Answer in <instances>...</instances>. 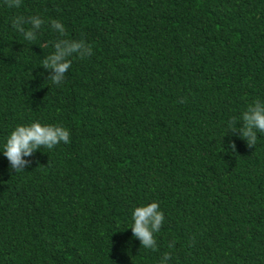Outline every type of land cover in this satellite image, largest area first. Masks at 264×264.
I'll return each instance as SVG.
<instances>
[{"label": "trees", "instance_id": "1", "mask_svg": "<svg viewBox=\"0 0 264 264\" xmlns=\"http://www.w3.org/2000/svg\"><path fill=\"white\" fill-rule=\"evenodd\" d=\"M21 15L45 20L32 42ZM51 20L93 50L60 85ZM256 99L264 0H0V264H264V133L249 148L229 131ZM35 121L70 143L16 172L3 145ZM151 202L156 250L130 228Z\"/></svg>", "mask_w": 264, "mask_h": 264}, {"label": "clouds", "instance_id": "2", "mask_svg": "<svg viewBox=\"0 0 264 264\" xmlns=\"http://www.w3.org/2000/svg\"><path fill=\"white\" fill-rule=\"evenodd\" d=\"M8 8H18L21 0H4ZM51 29L59 34L58 39L53 42L54 51L42 60V67L51 71L50 80L55 85H60L65 81L69 71L72 58L85 59L93 54L90 44L84 39H67L65 36V26L59 20H51ZM45 20L39 15L16 16L12 20V26L20 32L24 39L32 42ZM241 125L237 127V125ZM229 131L239 133L240 138L246 141L249 148H254L258 139V133H264V101L256 99L252 101L240 116L239 123L234 117L230 121ZM70 131L63 125L42 124L39 121L30 124L17 125L7 137L3 145V155L9 161L10 167L16 172L24 171L30 165V161L24 159L32 156L41 147L53 149L55 146L70 143ZM230 149L235 152L236 145L230 142ZM131 219L133 221L131 230L133 236L138 238L141 246L147 249L156 250L157 241L155 233L159 232L164 223V213L160 210L157 202L135 207ZM175 247V241L168 244V248ZM171 260V253L163 254L159 264H168Z\"/></svg>", "mask_w": 264, "mask_h": 264}]
</instances>
